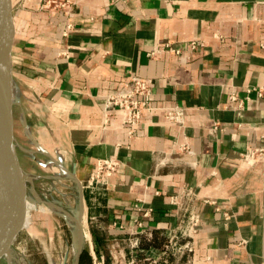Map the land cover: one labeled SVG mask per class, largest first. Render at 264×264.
Listing matches in <instances>:
<instances>
[{"label": "crops", "instance_id": "0c3cea01", "mask_svg": "<svg viewBox=\"0 0 264 264\" xmlns=\"http://www.w3.org/2000/svg\"><path fill=\"white\" fill-rule=\"evenodd\" d=\"M62 2L42 11L38 0H26L17 13V137L45 149L56 176L82 192L93 264H114V256L124 264L120 249L130 259L131 236L120 227L133 224L141 198L155 217L146 222L154 237L142 238L139 256L160 250L161 233L179 222L169 198L184 186L199 194L200 225L194 252L176 264H264V161H243L248 149L264 147V97L247 92L264 89V0ZM68 24L73 31L66 38ZM195 39L206 48L189 51ZM165 44L190 55V64L168 52L147 56ZM68 48L67 60L59 54ZM131 74L156 83V106L186 108L183 132L160 111L145 115L131 142L122 114L101 132L105 97ZM232 92L246 104L241 116ZM215 123L220 131L212 134ZM183 133L193 155L179 148ZM110 157L121 166L108 185L83 189L97 161Z\"/></svg>", "mask_w": 264, "mask_h": 264}, {"label": "built area", "instance_id": "2783aa9c", "mask_svg": "<svg viewBox=\"0 0 264 264\" xmlns=\"http://www.w3.org/2000/svg\"><path fill=\"white\" fill-rule=\"evenodd\" d=\"M63 0H47V9H54L65 6L67 3ZM112 4L124 2L125 0H108ZM73 31V26L68 24L64 32V36L68 38ZM206 48L204 41L195 39L187 43V49L193 53H197ZM168 52L179 57V62L182 65H188L191 62L190 55H183L180 49H174L171 44L159 46L147 54L149 58ZM60 57L70 59L71 50L61 51ZM156 83L153 80L131 74L129 79L123 82L120 88L112 94L105 97L104 106L102 109V122L100 130L102 133H107L114 128V124L118 114L124 116L122 125L126 131L128 142H131L137 137L143 119L146 114L162 112L167 124L178 126L182 132L186 127V108L178 105L158 107L153 103L155 95ZM253 91H258L259 97H264V89L256 90V88L248 89V94ZM232 102H238L236 107L238 114L241 116L246 109L244 101L239 100L236 92L230 95ZM249 100V98H248ZM220 131V126L215 123L211 128L212 134H217ZM184 140L179 143V148L182 152L193 155L194 152L190 144L185 141L186 135L183 133ZM243 161L252 165L262 163L264 161V147L251 148L246 151L243 156ZM121 161L117 157L99 159L96 164V169L92 173L91 178L86 184H82L83 189L93 190L101 186H107L108 181L119 170ZM161 195L160 192L156 193ZM199 199V194L196 189L184 186L181 191L169 198L171 205L179 222L176 226L166 228L161 237L164 243L160 250H150V254L145 257H140L142 253L141 241L142 238L153 239V232L146 228V222L155 217V208L150 205L145 198L138 199L134 205L136 218L133 224L125 229H120L129 233L130 259L127 260V254L120 249V255L126 262L124 264H176L179 263L185 256H190L194 252L195 240L200 225V218L194 212V204ZM118 247L119 243H117ZM154 251V252H153ZM114 264H122L117 256L113 258ZM187 264H193L189 259Z\"/></svg>", "mask_w": 264, "mask_h": 264}, {"label": "rangeland", "instance_id": "374dc122", "mask_svg": "<svg viewBox=\"0 0 264 264\" xmlns=\"http://www.w3.org/2000/svg\"><path fill=\"white\" fill-rule=\"evenodd\" d=\"M19 138L20 142H24L21 133ZM22 146L19 163L23 162L25 175L34 178L33 186L26 189L20 188L16 182L20 199L28 206L26 207L28 223L21 225L13 221L6 242L12 249L14 248L19 264H74L75 245L78 244L81 235H84V248L90 250L91 232L85 220L84 204L83 234L78 232L75 224L72 225L64 216L53 211L50 205L65 208L77 216L83 203L82 192L75 183L68 179L61 180L56 176L54 172H57V167L53 165L54 160L46 156L48 154L45 149L38 150L29 141L24 142ZM40 146L45 147L42 144H39ZM36 193L42 201H38ZM34 222L37 224L36 232L30 236ZM0 264H9L5 246L0 255Z\"/></svg>", "mask_w": 264, "mask_h": 264}, {"label": "water", "instance_id": "95a60500", "mask_svg": "<svg viewBox=\"0 0 264 264\" xmlns=\"http://www.w3.org/2000/svg\"><path fill=\"white\" fill-rule=\"evenodd\" d=\"M40 10L47 9V0H38ZM26 0H0V255L6 244L15 214L17 200L16 175L26 174L19 163L20 150L16 127V109L20 106V76L15 57L17 13L26 9ZM30 236L35 234L36 223ZM84 243L76 253L80 263Z\"/></svg>", "mask_w": 264, "mask_h": 264}, {"label": "bare ground", "instance_id": "6f19581e", "mask_svg": "<svg viewBox=\"0 0 264 264\" xmlns=\"http://www.w3.org/2000/svg\"><path fill=\"white\" fill-rule=\"evenodd\" d=\"M33 179L34 178H32V177H27L25 174L16 175V182H18L19 187L22 188V189H26V188L32 187L33 186V182H34ZM35 195H36L38 201H42V198L37 193ZM26 207H28L26 202L23 201L22 199H20L19 191L17 190V200H16V204H15V208H14L15 214H14V217H13V221L14 222H16L18 224L21 223V225L28 223L27 222V215H26V212L28 210L26 209ZM50 207H51V209L53 211H55L58 214L64 216L65 219L69 223H71L72 225L75 224L77 226V228L79 230L78 232H80V234L84 233V226L82 224L83 214H84L83 208H82V211L79 212L77 216H75L71 212H68L65 208H61V207L56 206V205H50ZM80 237L81 238H78L79 239L78 244L75 245V252L76 253L80 250V248L82 247V245L84 243V235H81ZM85 238H86V236H85ZM5 248H6L9 264H19L18 255L14 252V250H13L14 248L12 249L11 246H9V244L7 242L5 244Z\"/></svg>", "mask_w": 264, "mask_h": 264}, {"label": "trees", "instance_id": "16d2710c", "mask_svg": "<svg viewBox=\"0 0 264 264\" xmlns=\"http://www.w3.org/2000/svg\"><path fill=\"white\" fill-rule=\"evenodd\" d=\"M79 264H93V258L88 249H84Z\"/></svg>", "mask_w": 264, "mask_h": 264}]
</instances>
